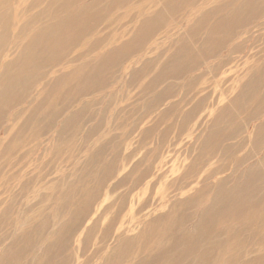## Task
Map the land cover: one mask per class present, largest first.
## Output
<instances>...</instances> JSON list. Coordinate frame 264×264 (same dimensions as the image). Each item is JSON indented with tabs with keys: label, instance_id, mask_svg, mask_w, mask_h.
Instances as JSON below:
<instances>
[{
	"label": "bare ground",
	"instance_id": "6f19581e",
	"mask_svg": "<svg viewBox=\"0 0 264 264\" xmlns=\"http://www.w3.org/2000/svg\"><path fill=\"white\" fill-rule=\"evenodd\" d=\"M11 1L0 0V117L6 114L10 106L14 108L25 101L34 85L41 83L39 82V78L42 77L41 73L49 66L50 69L47 71L45 78L54 72L56 74L61 73L56 84L62 87L65 83L68 84L66 89L63 88V90H66L63 92V101H61L63 105L54 113H51L53 102L47 100L52 94L54 84L49 82L43 86L42 90H44L43 93H46L45 98L47 99L44 98L45 101L36 102L34 106L36 110L41 108V111L45 110L44 113L32 116L31 113H28L29 116L26 115L27 113L15 115L12 126L6 131L7 137L0 142V146H2L12 133L14 138L8 143L14 144L20 135L24 134L25 131H30L34 142L39 138L41 139V142L37 144L40 148L44 143L43 138L50 132L54 120L62 118L68 108H71L79 99L83 98L80 95L84 90L95 92L98 86L102 85L101 82L104 81L108 71L110 72L113 69L112 67L116 64L115 61H119V56L124 48L127 49L128 45H134L136 42L141 43L142 40L148 39L149 41L153 37L152 33H155V29H159L156 23L160 19L171 16L173 13L186 11L187 8L191 7L194 0H92L91 3L85 4L78 10L74 7L86 0H17L16 6L13 7H11ZM205 1L210 4L209 2L213 0ZM205 1H194V3L196 2L194 7L199 9L198 14L185 12L182 22L185 23L184 30L186 31H180L179 40L173 42L174 48L168 56L166 55L167 59L163 62L166 65L173 64L175 70L181 74H192L204 66L202 64L200 68L191 69L186 65L187 63L181 61L186 56L192 58L193 52H190L191 50L197 48L199 53L204 52L203 50L206 51L208 46L214 43V38L220 39L222 35L225 36L222 44L225 46L226 40L232 41L236 33L244 29L247 30L252 24L264 19V0H259L262 5L256 10L252 7L255 0H246L244 6L237 5L239 0H217L215 1L216 5H210V9L206 11L204 9ZM3 10L4 13H2ZM251 19L257 20L244 26ZM191 21L193 23L190 24ZM182 22L181 24H183ZM94 23L95 26H93ZM115 24L118 25V29H121V33H112L109 42H105L104 40L107 38L102 34L112 30V26ZM126 24L132 26L130 30H125L124 26ZM259 27H262V29H259L260 32L262 30V33L261 36L256 37V42L264 39V23ZM90 30H98L99 32L96 37L92 35L83 36L80 48L77 46V50L65 56L66 51L70 53L73 50L68 45ZM202 34H206V36L203 37ZM98 41H101V43L94 49ZM199 41H201L200 44ZM87 44H91V55L84 51V45ZM223 46L218 45L212 51L219 49V53H221L220 49ZM240 46L239 44L234 49H239ZM73 48H76V46ZM257 48L255 46L252 48V54L262 53V50ZM255 50L256 52H254ZM92 53L94 54L92 55ZM57 58L62 61L58 62ZM230 61L232 60L227 59L219 62L220 64L215 65L214 70L221 73L222 69L230 64ZM181 63L185 64L181 65ZM255 64L253 67L255 71L248 74L243 73L244 76L236 81V84L238 82L241 85H237L234 90H230V94L234 96L231 102L228 100L227 94H223L215 102L218 105V111L210 112L213 122L211 127L208 128L205 139L199 145L200 152L194 162L185 167L182 175L176 177L169 185H165L169 190L176 186V188L179 187L182 190L188 187L189 191L181 192V190L178 195H175L176 199L171 201L168 195H164L156 203L153 202L156 197H151V194L150 197L146 196L149 192L148 187H150V182H147L148 186L142 192V197H138V202H135L134 205V199L131 197L132 189L126 194L125 199L123 198L121 205L123 204L122 206L126 207L132 203V210L134 206H141L138 210L140 211L138 218L133 220L143 224V229L133 237H128V233H119L113 248L111 245H98L97 241H108L109 234L114 233L120 215V211H118L110 219L108 224L110 227L103 232L102 238L100 237L99 240L93 243L92 256H89L84 263L92 264L93 259L100 260L101 257L98 264H161L164 261L165 264H217L220 263L219 258L229 253V256L227 255L228 259L225 260L226 263L230 261L232 256L234 258L232 257V261L228 264H238L241 260H244L242 264H264V122L252 125L254 121L264 120V107H260V104L264 101V56L259 57ZM58 66L60 69L56 70L55 68ZM201 74L204 75V73ZM34 80L36 83L33 82ZM72 87H76L79 92L72 95V99L68 101L70 102L69 107H67V105L64 106V103L68 97V90ZM187 88L190 89L189 84ZM161 99L162 96L159 97L158 95L154 101L148 103V108L150 109L155 102L158 103ZM209 99L210 96H203L198 103L199 107H202V104L205 105ZM43 101L46 103V107ZM247 102L255 103L254 109L250 111L252 116L249 120L246 117L244 121H239V116L244 113L241 108ZM85 112L86 109L82 106L71 118L63 120L64 124L57 134L56 143L57 141H64L67 133L70 136L76 135ZM196 114L195 111L186 114L182 122V128L186 127L185 119L196 116ZM90 133L92 132H89L87 136L91 135ZM220 141L223 143L220 146V150H222L221 157H223V160L226 159L227 162L220 165L211 174L208 173L209 171L206 170L205 165L214 159ZM33 143L26 141L27 145ZM18 149H15V151ZM49 149L47 153L42 155L47 156ZM9 150L12 152L14 149ZM51 150L50 154L54 151L56 152L54 154L58 156L61 154V146L55 144ZM101 152H103V149H100L97 155ZM6 153L8 152L1 155V158L5 161L4 165H0L1 167H6V164L11 161V153L5 155ZM255 159L257 161L253 162ZM94 161L93 159L90 164H94ZM157 161L155 156L151 165L143 174L139 175L134 187L141 185L142 180L144 181L152 174V171L156 168L154 164ZM138 164L140 165L141 162ZM194 164L201 165V168L196 169ZM13 167L16 166L12 165L10 168ZM228 171L230 174L221 177L218 182L209 183L216 176ZM7 173L5 177L9 175ZM114 173L115 169L110 170V173L106 174L105 180ZM203 178L206 180L202 185H197L200 186L198 189H196L197 186L190 188L194 185L192 183H201ZM164 179L166 178L161 180ZM185 179L186 181L182 183L185 185L184 187L180 185V182ZM17 183L18 181L16 185ZM2 185L0 184V188ZM8 185L11 188L13 186L10 183ZM122 185L123 182L115 186L114 190L116 191ZM179 196L181 198H177ZM97 202L98 198H91L86 203L84 202V206L89 209ZM148 208L153 210L141 214V210ZM8 210L5 213L0 211V224L3 223L4 219H8ZM242 219L245 224L240 226H248L247 231L252 228L255 229L251 232L250 241L241 240L239 237L242 236L243 232L234 227L242 222ZM79 220H81L79 223L82 224L85 218ZM100 221L101 219H98L89 230V233L86 234L87 238L83 242L82 250L87 251L89 249L88 244L92 241V237H94L92 235L99 226ZM31 224L32 222L29 220L24 223L25 226ZM80 224L79 226L77 224L76 232ZM44 225L40 228L44 229ZM175 233H177L175 237L171 240L167 239ZM214 233H219L216 236L214 235L215 239H220L218 243L213 242L211 239ZM37 235L27 230L22 235V241L24 243L28 242L26 245L34 248L40 243ZM227 235L229 239L226 238ZM60 244L61 248L68 249L67 239L61 240ZM60 244L57 246H60ZM247 245L252 247L248 249ZM6 247L2 251V256H0V264H21L27 259L28 255L22 252L20 237ZM55 247H51L45 253V264L51 263L52 252H54ZM110 248H112L110 250L112 252L108 254L107 249ZM68 258L65 254L61 259V262L64 259L62 264H72L73 260L71 261ZM79 259L78 257L77 260L79 261ZM37 261L38 258L35 263Z\"/></svg>",
	"mask_w": 264,
	"mask_h": 264
},
{
	"label": "rangeland",
	"instance_id": "374dc122",
	"mask_svg": "<svg viewBox=\"0 0 264 264\" xmlns=\"http://www.w3.org/2000/svg\"><path fill=\"white\" fill-rule=\"evenodd\" d=\"M16 1H11V7L16 6ZM194 1L186 11L198 14L199 9L194 7L196 3ZM213 1L209 2L210 4L205 1V11L216 5L215 1L217 0ZM91 2L92 0H86L74 8L78 10ZM245 3L246 0H239L237 5L244 6ZM261 5L259 0H255L252 7L256 10ZM186 11L173 13L171 16L160 19L156 23L159 29H155V33H152L153 37L149 41L148 39L142 40L141 43L136 42L134 45H128L127 49L124 48L119 56V61H115L116 64L112 67L113 69L110 72L108 71L104 81L101 82L102 85H99L95 92L84 90L80 95L83 98L79 99L71 108H68L62 118L54 120L53 125L50 127L51 130L43 138L44 143L40 148L37 144L41 142V139L39 138L34 142L30 131H25L24 134L20 135L14 144L8 143L14 138L11 133L9 139L0 146V165L5 164L4 159L1 158V155L5 152L11 153L12 158H10L11 161L6 164V167L0 166V184H3L0 188V201H2L0 211L5 213L10 208L7 212L8 219H4L3 223L0 224V256H2V251L7 248L6 246H9L20 237L22 252L28 255L27 259L21 264H45V253L53 246L56 247L53 250L55 253L52 252L53 258L51 257L50 264H62L64 259L62 262L61 259L65 254L69 257V260H73L72 264L79 262H81L80 264H86L87 262L84 263V261L89 256L91 257L92 251H94V247L92 249L93 243L99 240L100 237L102 238L103 232L110 227L108 225L110 219L118 211H120V215L114 233L109 234L108 241H97L98 245H111L113 248L119 233H128V237H133L143 229V224L133 220L138 218V213H140L138 210L141 206H134L132 210V203L126 207H123V204L121 205L126 194L132 189L131 197L134 199V205L135 202H138L137 198L142 197V192L148 186L147 182H150V187H148L149 192L146 196L150 197L151 194V197H156L153 202L160 200L164 195H168L170 201L176 199L175 195H178V192L182 189L175 186L169 190L165 185H169L176 177L182 175L185 167L193 163L198 156L200 152L199 145L205 139L208 128L211 127L213 122L210 112L218 111V105L215 102L223 94H227L228 100L231 102L234 96L230 94V90H234L237 85H241L238 82L236 84V81L244 76L243 73L254 72L255 62L259 57L264 56V39L256 42V37L262 33V30L261 32L259 30L262 27L259 26L264 23L263 19L252 24L247 30L244 29L236 33L232 41L226 40L225 46L222 45L225 39V36L222 35L220 39L214 38V43L209 45L206 51L203 50L204 52L199 53L197 48V50H191L190 52L194 54H192V58L186 56L181 61L187 63L186 65L191 69L200 68L204 64L201 69L192 74H181L175 70L173 64H163L174 48L173 42L179 40V35L184 30L185 23L182 21ZM2 13H4V10ZM255 20L257 19H251L244 26L253 23ZM93 26H95V23ZM112 27L113 31H106L102 34L107 38L104 40L105 42H109L112 33H121V29H118L117 24ZM131 27L129 24L124 26L125 30H130ZM98 32V30H90L85 35L72 41L68 47L73 50L70 53L66 51L64 55L68 56L77 50V46L80 48L83 36L92 35L96 37ZM107 32L109 33L107 34ZM100 43L101 41L96 42L94 49ZM239 44L241 45L240 48L234 49ZM218 45L223 46L220 49L221 53H219V49L212 51ZM253 45L262 50V53L252 54ZM74 46L76 48H73ZM223 48L225 49L222 51ZM84 51L91 55V44L84 45ZM227 59L232 61L222 69L221 73L214 70L215 65ZM56 60L58 62L62 61L59 58ZM185 63H181V65ZM49 69L50 66L42 71V77L39 78L41 83L34 85L31 93L29 92L28 97L20 106L16 105L14 108L10 106L6 114L0 117V142L7 137L6 131L12 126L15 115L27 113L26 115L29 116L28 113H31L32 116L44 113L45 110L41 111L42 108L36 110L34 105L36 102L44 100L46 93H43L42 88L47 83L53 82L54 84L51 96L49 99L45 98L48 102H53L51 113L57 112L61 108L63 105V102L61 103L63 92L66 91L63 88L66 89L68 84L65 83L63 87L56 84L61 73L56 74L54 72L45 78ZM55 69L59 70L60 67L58 66ZM201 73H204V75ZM183 75L185 76L182 77ZM188 84L190 89L187 88ZM78 92L79 90L76 87L69 89L64 106L69 107L70 102L68 101L72 99V95ZM89 94L91 95L87 96ZM158 95L159 97L162 96V99L158 103L155 102L149 109L148 103L154 101ZM203 96H210V99L207 103L204 102L205 105L202 104V107H199L198 103ZM44 104L46 107L45 102ZM82 106H84L86 112L82 116L81 126L77 129L76 135L70 136L67 133L64 141L61 140L56 143L57 134L64 124L63 120L71 118ZM254 107V102L245 103L241 108L244 113L239 116V121H244L246 117L249 120L252 116L250 111ZM260 107H264V101H262ZM194 111L197 112L196 116L185 119L186 127L182 128L185 115ZM263 122L264 120L254 121L252 125ZM89 132L92 133L87 136ZM26 141L34 143L30 146L26 144ZM55 144L61 146L59 156L54 154L55 151L50 154ZM222 144V141H220L214 159L205 165L206 170L209 171L208 173H214L215 169L227 162L226 159L223 160V157H221L222 150H220V146ZM17 148L19 149L15 151ZM9 149L14 150L11 152ZM48 149L47 156H43L42 154L47 153ZM100 149H103V152L97 155ZM28 152L29 154H27ZM155 156L158 160L154 164L156 166L155 170L148 178L142 180L141 185L134 187L139 175L143 174L151 165ZM90 158L92 159L90 160ZM93 159L95 160L94 164H90ZM257 159L253 162H256ZM139 162H141L140 165ZM12 165L16 167L10 168ZM194 167L198 169L201 168V165L194 164ZM112 169H115L114 175H110L105 180L106 174L110 173ZM6 173L9 175L5 177ZM228 174H230L229 171L220 174V176L210 180L209 183L214 184L221 177ZM162 178L166 179L161 180ZM205 180L203 178L201 183H192L194 185L190 188L202 185ZM17 181L18 186L16 185ZM185 181L186 179L180 182V185L185 187L182 184ZM122 182L123 185L115 191V186L120 185ZM8 183L13 185L12 188ZM45 186L46 188H44ZM199 187L197 186L196 189ZM187 191H189L188 187L181 192ZM91 198H98V202L88 209L84 206V202L86 203ZM152 210L151 208L141 210V214L149 213ZM80 218H85L82 224L79 223ZM98 219H101V221L97 227L98 229L96 228L92 235L94 237L91 236L92 241L88 244L90 249L87 250L90 251L88 253L82 250L83 242L87 238L86 234L89 233V230ZM28 220L32 224L25 226L24 223ZM77 224L78 226L80 224V227L76 232ZM243 224H245V221L242 219V222L234 227L243 232L242 236L239 237L241 240L250 241L251 232L255 229L252 228L247 231L248 226H240ZM43 225L45 228H40ZM27 230L33 234H38L37 238H39L40 243L34 248L28 247L26 245L28 242L24 243L22 241V235ZM176 234L167 237V239L171 240ZM217 234L219 233H214L211 238L216 243L220 240L214 238V235ZM226 238L229 239L228 235ZM64 239H67L69 243L67 250L61 248L60 242ZM59 244L60 246H57ZM247 247L249 249L252 246L247 245ZM112 248L107 249L108 254L112 252L110 251ZM228 254L220 256L222 259L219 258L220 263L217 264L230 263L233 256L226 263L225 260L228 259ZM78 257L80 258L79 261L77 260ZM37 258L38 261L35 263ZM100 260L93 259L92 264H98ZM242 262L244 260H241L238 264H242ZM161 264H165V261Z\"/></svg>",
	"mask_w": 264,
	"mask_h": 264
},
{
	"label": "crops",
	"instance_id": "0c3cea01",
	"mask_svg": "<svg viewBox=\"0 0 264 264\" xmlns=\"http://www.w3.org/2000/svg\"><path fill=\"white\" fill-rule=\"evenodd\" d=\"M260 35H261V34H260ZM204 51H205V50H204ZM212 66H213V65H212ZM212 66H211V67H212Z\"/></svg>",
	"mask_w": 264,
	"mask_h": 264
}]
</instances>
